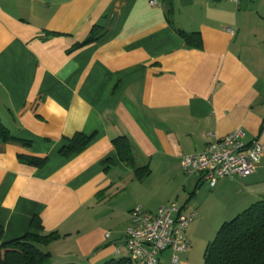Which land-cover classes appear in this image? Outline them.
<instances>
[{"label":"crops","instance_id":"0c3cea01","mask_svg":"<svg viewBox=\"0 0 264 264\" xmlns=\"http://www.w3.org/2000/svg\"><path fill=\"white\" fill-rule=\"evenodd\" d=\"M0 121L14 137L0 138V247L56 234L37 245L49 264L130 261L129 213L176 201L197 212L179 264L204 260L225 222L264 201V155L214 188L181 168L237 129L264 146V0H0ZM78 133L88 146L65 157Z\"/></svg>","mask_w":264,"mask_h":264},{"label":"built area","instance_id":"2783aa9c","mask_svg":"<svg viewBox=\"0 0 264 264\" xmlns=\"http://www.w3.org/2000/svg\"><path fill=\"white\" fill-rule=\"evenodd\" d=\"M231 1L239 3V0ZM263 155L264 146L260 141L246 143V133L237 129L210 142L204 152L185 156L181 168L188 175L203 176L214 188L223 178L254 175ZM129 217L125 246L133 264H161V256L167 251L172 253L173 264H179L178 255L188 251L191 245L187 231L197 217L196 211L183 213L176 201H171L156 214L138 206Z\"/></svg>","mask_w":264,"mask_h":264},{"label":"trees","instance_id":"16d2710c","mask_svg":"<svg viewBox=\"0 0 264 264\" xmlns=\"http://www.w3.org/2000/svg\"><path fill=\"white\" fill-rule=\"evenodd\" d=\"M169 23H173L169 19ZM100 33L95 27L91 36L82 46L93 43ZM179 36L191 48H201L200 34H188L177 31ZM0 138L12 141L14 137L0 121ZM90 138L78 133L70 140L67 148L62 150L65 157L82 152L89 144ZM114 147L120 160L129 166L136 165V158L131 142L126 137L114 140ZM30 165L42 166L46 160L28 159ZM137 176L143 178L149 173L148 168L137 169ZM33 227H37L33 222ZM56 238V234L43 237L29 234L25 238L3 244L0 247V264H49L51 255L42 252L37 245H47ZM106 264H133L127 260L110 261ZM204 264H264V201L257 202L225 222L215 239L207 246Z\"/></svg>","mask_w":264,"mask_h":264},{"label":"rangeland","instance_id":"374dc122","mask_svg":"<svg viewBox=\"0 0 264 264\" xmlns=\"http://www.w3.org/2000/svg\"><path fill=\"white\" fill-rule=\"evenodd\" d=\"M203 254H204V253H203ZM203 254H198V255H196V256L190 261V263H192V264H204Z\"/></svg>","mask_w":264,"mask_h":264}]
</instances>
